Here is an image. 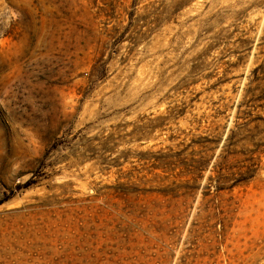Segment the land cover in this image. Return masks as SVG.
<instances>
[{
    "label": "rangeland",
    "instance_id": "374dc122",
    "mask_svg": "<svg viewBox=\"0 0 264 264\" xmlns=\"http://www.w3.org/2000/svg\"><path fill=\"white\" fill-rule=\"evenodd\" d=\"M0 264H264V0H0Z\"/></svg>",
    "mask_w": 264,
    "mask_h": 264
}]
</instances>
